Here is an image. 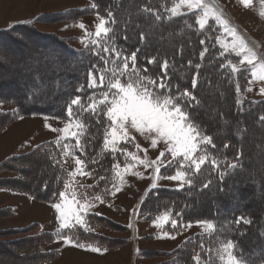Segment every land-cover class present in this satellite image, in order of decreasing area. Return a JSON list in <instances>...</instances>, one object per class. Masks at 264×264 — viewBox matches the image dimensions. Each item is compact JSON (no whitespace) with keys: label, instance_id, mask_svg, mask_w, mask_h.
Returning a JSON list of instances; mask_svg holds the SVG:
<instances>
[{"label":"trees","instance_id":"1","mask_svg":"<svg viewBox=\"0 0 264 264\" xmlns=\"http://www.w3.org/2000/svg\"><path fill=\"white\" fill-rule=\"evenodd\" d=\"M88 1V5L83 8L68 9L65 12L51 14L47 16L49 19L46 21L53 19L61 21L63 19L70 23H78L86 15H97V13L107 18V12L111 8L118 21L113 27L120 29L122 22L128 18L125 15H120L121 11L127 9L130 3L132 7L131 0H120L119 7L116 6L115 0H94L97 5L96 8H92L91 6L93 0ZM136 2H139V0H136ZM154 3L157 8H160V0H154ZM160 11H163V9L161 8ZM33 21L34 19L0 28V67L4 66L5 68L2 67V69H5L3 72L7 73L6 70L9 69L6 68L16 66V59L22 58V63L25 62V66H30L31 68V65H33L36 68L29 70V73L37 75L38 83L42 81L47 82H42V85H46L43 91L47 88H49L48 90L53 89L55 91L58 88L62 90L63 88L59 86L61 83H64L63 86L67 90L62 97L51 94L38 98L37 94L33 93L37 87L31 84L26 85L29 80H27L28 72L17 73L18 77L8 74L4 80L0 76V105H2L0 107V133L7 130L23 117L49 116L69 121L66 106L71 98L81 96L84 98L82 103L87 104V97L93 93L98 95L100 91L98 88H89L87 86V73L90 66L94 63L99 64L100 61L98 57L91 54L89 50L91 45H89V48H86L85 44L82 43V41L99 38L91 35L84 40L76 37L64 39L49 33L43 34L33 27ZM137 22L141 24H145V22L151 23L150 21H145L142 16ZM209 23L213 22L210 21ZM188 25H192V27L189 28ZM157 27L159 30H156L155 35L160 34L166 28H183V37H188V42L184 39L183 43L174 44L176 47L174 50L172 48L171 52L173 53L166 50L163 51V48L161 50V47L155 42V44L150 45V54L155 55L157 51L161 50L159 51L161 55L167 53L168 58L174 56L178 69L181 64L187 66L189 59H192L194 63L201 64L199 70L201 78L196 89H191V74L195 69H192L191 72L180 69V71L172 76L173 84H178L181 88L187 87L192 90L202 100L203 107L206 102L210 101L211 97V94L207 93L206 90L208 91V89L217 84L221 88V85L225 84L224 86L227 88L228 95L225 96V87H222L217 96L221 98L223 103L228 102L227 108L220 109V113H223L224 118L229 121L228 125H225L223 119H220L223 122L219 123L218 115L215 116L214 122L211 121V123L213 122L212 124L208 123L207 120L203 119V107L199 110L193 109V111L198 112L197 119L202 123L207 134L214 138V142L217 145L216 149H209L210 152L221 159L226 157L228 160H232L236 152L235 146L241 143L235 135L237 121H241V127L245 129L249 125L248 120H252L253 124L258 128L264 129L262 127L264 121H260L259 119L260 116L264 115V98H251L252 90H247L248 87H251L247 83L251 79V76L247 72L248 68L239 64V58L234 55L227 53L221 55L224 51L219 47V41L216 39L217 36L221 35L220 30L211 31L206 28L201 31L199 25L195 23V17L191 14L157 22ZM131 35L132 39L125 41L121 34V38L117 43L123 45L129 51L134 50L138 46V43L136 36L134 34ZM201 40H204L205 43L200 44ZM191 41L193 46L190 44ZM25 42L33 43L36 49L32 48V44L26 45ZM74 42H77L79 46L76 47ZM37 43L41 44V46L37 47ZM188 43L189 45H187ZM141 47L143 46L141 45ZM205 48L208 51L205 53L203 60H201L199 53ZM38 50H43L40 56L41 60L44 58L57 59L53 63H49V67L65 68L68 66L71 73H52L48 77H40L37 73V69L40 67H37L38 63H36L39 61H37V58H34L39 55L37 54ZM26 59H31V63H26ZM229 61L236 64L238 72L233 73L231 71ZM34 62L35 64H33ZM138 63L148 67L150 72L159 71V68L154 65H147L144 52L138 54ZM221 63L225 66L221 67ZM181 71L185 72L183 77L180 74ZM1 73L2 71H0ZM237 84L240 86L239 93L236 91ZM81 85L84 86L83 91L77 92L76 89ZM73 108L75 114L77 110L76 106H73ZM82 119L90 125L87 132L81 137V143L85 144L83 154L75 147V138L60 141L59 145L53 140L38 143L28 154H13L0 162V173L8 172L14 174L12 179L14 182H9L10 180L8 179L0 180V189H12L28 195L40 203H57L60 200L59 193L65 191V183L71 181L68 175L69 172L63 163V151L65 150L63 145L68 144L73 154L84 161L82 165L89 180L88 183L83 185H73L71 182V188L75 189L78 194L86 192L89 200L92 202H100V200L93 199L94 196L99 195L101 200H103L102 204H112L118 187V177L115 173L119 168L124 166L127 160L125 161L126 158L124 159V155L119 152L113 154L111 151L104 149L103 125L96 124L95 117L91 116L90 113H84ZM101 119L103 120V116H101ZM226 126H228V129ZM219 130H223L224 133L221 134ZM246 138L244 136L243 139V170L237 169L231 175L226 174L222 184L217 170L212 169L211 165L206 163L202 165L201 173L191 176L193 180L192 186H189L187 183L179 189L148 186L142 194H139L132 218H140L141 216L147 220L167 215L168 223L165 229L169 235H176L182 232L189 224L198 221H209L214 224L213 230L192 234L181 240L174 249L168 252L164 251L161 255L163 259L157 264H196L193 256L200 253L203 259L206 252L213 256L214 264H217L215 253L211 250L218 247L219 241L226 240H232L237 244L243 252L244 259L249 264H253V262L254 264H260L261 259L264 258V236L261 235V233H264V220H261L264 217V213L261 212L260 205L256 203H264V186L257 179V185L255 186L256 193L254 191L255 197L247 198L252 191L247 184H244L243 178L254 176L250 172V166L245 163L247 156L245 151L247 148ZM225 142L229 143L227 149L223 147ZM113 155H115V159H113ZM36 157L38 162H42L37 168L32 169L31 173L29 172L31 166L25 167L23 170L17 167L14 168V163H26ZM117 162H119L120 166L113 169L112 166ZM224 167L226 165H221V168ZM177 168L178 165L174 164L165 174L174 175ZM101 176H104L105 179L101 180ZM209 180L212 183L207 189H204L203 184ZM262 181L264 182V180ZM221 187L224 188V191H220ZM207 196L210 198V202H208V205L203 206L202 199L204 200ZM194 210H202L203 212L195 213ZM0 214L14 216L10 207L0 209ZM241 215L251 219L252 223L247 225L241 223L239 226L231 223L236 217ZM173 220L177 221L176 227L172 226ZM110 225L106 216L87 213L84 227L77 225L75 228L66 229L63 236H70L74 244H84L86 249L90 245L100 248V252H109L111 247L109 243H113V240L105 233L109 230ZM3 230H0V264H47L56 261L61 256L60 250L52 247L54 242H56L55 233L49 230H42L37 223H31L24 228L13 229L14 231L11 232L14 234L12 239L9 238L10 231ZM241 232L246 234L241 235ZM201 243L206 246L205 249H201ZM248 250H252L256 254L251 256ZM233 251L235 252V249ZM10 257H14L13 262L10 260Z\"/></svg>","mask_w":264,"mask_h":264},{"label":"snow or ice","instance_id":"2","mask_svg":"<svg viewBox=\"0 0 264 264\" xmlns=\"http://www.w3.org/2000/svg\"><path fill=\"white\" fill-rule=\"evenodd\" d=\"M131 2L135 10L127 13L128 18L122 22L120 29L113 27L118 23L113 14V9L108 10L107 18L97 13L99 23L96 25L94 35L99 39L82 41V43L85 44L86 48L91 45V48H89L91 54L98 57L100 61L99 64H92L87 73V86L100 89L99 94L93 93L88 96L87 104L82 103L84 98L81 96L71 98L66 106L69 118L68 125L64 129H53V131H61L67 134L73 122H75L77 131L72 132V136L76 141L75 147L83 154L85 144L81 143V137L87 132L90 125L82 119V116L84 113H90L91 116L95 117L96 124L103 125L104 149L111 151L113 154L119 152L125 156H131L146 168L153 167L155 173L160 172L161 165H178L175 175L162 178L180 181L181 187L185 183L192 186L191 176L201 173L202 165L208 163L212 169L217 170L222 184L226 174L231 175L237 169L243 170V139L247 134V129L241 127V121L236 122L235 135L241 143L235 146L236 152L232 160H228L226 157L221 159L210 152L209 149H216L217 145L214 138L207 134L204 126L197 119L198 112L193 111V109L199 110L203 107L202 100L189 88H181L178 84L172 82V76L180 69H184L186 72L195 69L191 74V89H196L201 78L199 71L201 64L194 63L192 59H189L187 66L181 64L178 69L174 56L168 58L167 53L161 55L159 51L155 55L150 54L149 48L155 35L154 29L157 22L191 14L195 17V23L199 25L201 31L206 28L211 31L220 30L221 35L217 36L216 39L224 49L221 55L232 53L239 58V64L246 62L250 66L247 69L248 74L251 76V79L247 81L249 85L252 84L253 80L264 81V55L258 54V45L254 41H249L238 32L215 3V0H160V8L156 7L154 0H139V2L131 0ZM115 3L117 7L120 6V0H115ZM239 3L243 7L249 8L252 5V0H239ZM261 4H264V0H261ZM91 6L92 8L97 7L94 0ZM161 8L163 11H160ZM182 8H186L188 11L186 13L181 12ZM259 15L264 18V10L260 11ZM141 16L145 21H150V25L146 26L138 23L137 21ZM210 20L213 23H209ZM79 27L84 29L85 25L81 23ZM188 27L191 28L192 25H188ZM121 34L125 41L132 39L131 34H134L138 46L129 51L123 45L118 44L117 41L121 38ZM85 35L91 36L93 34L86 32ZM228 37L231 39L228 40ZM204 43V40L200 41V44ZM207 51V48L200 51L199 57L201 60H203ZM141 52L145 53L147 65H154L159 68L158 72H150L148 67L138 63V54ZM228 63L233 73L238 72L236 64L232 61ZM220 66L224 67L225 65L221 63ZM83 88L84 86L81 85L76 91L81 92ZM247 90L251 91L252 89L248 87ZM236 91L237 93L240 92L238 84ZM259 91L264 94V87H261ZM73 106H76L77 109L75 114ZM216 114L224 120L225 125L229 124L223 113L217 112ZM101 116H103V120ZM259 119L264 121V115L260 116ZM132 132L150 140L152 148H156L158 144L162 143L165 146V151L160 152L156 161L149 162L146 159H140L135 153H130L127 147L119 146V142H123L124 145L133 143L137 150H141L140 145L134 143L135 136L131 134ZM59 143L58 140L57 144L59 145ZM109 145H111V148H109ZM63 147L67 149L69 145L64 144ZM223 147L227 149L229 143L225 142ZM257 147L264 155V142L257 145ZM143 151L146 152V150ZM165 152L171 154V159L165 156ZM162 157L163 160H161ZM113 159H115V155H113ZM157 161H160V165L157 164ZM75 163L79 166L84 161L76 158ZM221 165H226V167L221 168ZM119 166V162H117L112 167L115 169ZM125 167H132V165L126 164ZM80 171L81 169L78 167L68 175L74 177ZM115 175L121 177L119 172H116ZM100 179L104 180L105 177L101 176ZM211 183V180L204 183L203 188L207 189ZM64 187L65 191L59 193L61 202L51 205L58 214V234L60 230L72 229L77 225L84 227L85 216L88 210L94 206L86 192L78 194L75 189L71 188V181H67ZM152 187H155V183ZM220 191H224V188L221 187ZM93 199L103 202L99 195L94 196ZM167 219L168 217L165 216V222H167ZM197 223L203 225L205 232L214 229L212 222L198 221ZM231 223L239 226L241 223L251 224L252 221L241 215ZM172 226H177L176 220L172 221ZM188 227H191V225L189 224ZM244 234L246 233L241 232V235ZM261 235L264 236V233H261ZM61 238L66 245L74 244L70 236H62ZM74 246L86 247L84 244L78 243ZM200 247L205 249L206 246L201 243ZM87 250L101 251L100 248L90 245L87 246ZM211 251L215 253L217 264H249L244 259L242 250L232 240L219 241L218 247ZM193 260L196 261V264H214L213 256L208 252L205 253L203 259L200 253H197L193 256ZM260 264H264V258L261 259Z\"/></svg>","mask_w":264,"mask_h":264},{"label":"rangeland","instance_id":"3","mask_svg":"<svg viewBox=\"0 0 264 264\" xmlns=\"http://www.w3.org/2000/svg\"><path fill=\"white\" fill-rule=\"evenodd\" d=\"M88 0H0V28L10 26L17 23H23L26 21H32L34 19L33 27L36 30L43 34H51L59 38L72 39L74 37L84 40L88 36L85 33H92L94 35L96 31V25L99 23L97 15L85 16L78 23H70L69 21L60 20H51L46 21L49 18L47 16L53 15L55 13L65 12L68 9L83 8L88 5ZM215 3L223 11L224 15L229 19L230 23L235 26L239 33L244 35L249 41H254L257 45L258 54L264 55V18H262L259 13L264 10V4H261V0H252V5L249 8L243 7L239 0H215ZM135 9L131 7V3L127 9H123L120 15L127 16L129 11H134ZM181 12H187L186 8H182ZM40 17V18H38ZM38 18V20H37ZM211 21V20H210ZM209 21V22H210ZM213 22V21H211ZM83 23L85 25L84 29L79 27V24ZM140 23V22H138ZM141 24V23H140ZM143 25H150L148 22H145ZM158 27L156 26L154 32ZM159 30V29H158ZM183 28H166L160 34L154 35V39L151 42V45L157 43L158 46L163 48V51L166 50L170 53L172 48L175 49L176 45L183 43L184 39L188 42V37H183L182 32ZM158 33V31H157ZM221 34V31H220ZM163 37V39H161ZM228 40L231 38L228 37ZM190 43V42H189ZM189 43L187 45H189ZM26 45H33V49H36L33 43L25 42ZM191 46H193L191 41ZM74 45L77 47L79 44L74 42ZM219 47L221 44L219 42ZM41 44L37 43V47ZM190 46V47H191ZM29 47V46H28ZM27 48V46H26ZM31 48V49H32ZM222 48V47H221ZM223 49V48H222ZM159 50V51H161ZM43 50L37 51L36 62L37 73L40 77H48L52 73L56 74H69L71 73L70 68L66 66L65 68H55L53 66L49 67V63H53L55 58L43 60L40 59ZM224 51V49H223ZM16 52V51H14ZM18 52V51H17ZM234 55L232 53H227ZM235 56V55H234ZM2 57V56H1ZM33 58V59H34ZM22 58H17L16 66L7 67V73L3 72L5 69L0 67L2 73L0 76L4 80L8 74L13 77H18L17 73H27L28 84L37 87L35 95L37 94L38 98L46 97L51 94L62 97L64 92L67 90L64 88V83L59 84L63 89L59 88L55 90H48L47 88L43 91L47 83L42 81L38 83L37 75L29 73V70L36 69L33 65L25 66V62L22 63ZM39 59V60H38ZM30 61V62H29ZM31 63V59H26V63ZM14 64V65H15ZM35 64V62L33 63ZM48 65V66H47ZM244 67L249 69V65L245 62L241 64ZM5 68V67H4ZM13 69V70H12ZM5 73V75H4ZM33 73V72H32ZM183 71L180 72L182 77L184 76ZM214 74V72L211 71ZM210 73V74H211ZM7 74V75H6ZM26 80V82H27ZM25 82V83H26ZM60 83V82H59ZM41 84V85H40ZM225 85V84H224ZM214 85L212 88L206 90V92L211 94L210 101L206 102L204 105L203 119L207 120L208 123L212 124L215 121V116L217 112H220L224 107L227 108V103H223L221 98L217 96L222 87H225V96L228 95L226 91V86ZM264 87V81L253 80L251 84V98L253 99H262L264 94H261L259 89ZM56 104V103H55ZM2 107V105H0ZM55 107V106H53ZM219 123L223 122L218 116ZM212 119V120H211ZM211 121H213L211 123ZM247 123V122H246ZM247 125V138L245 139L247 143L245 158V163L250 166V172L253 173L254 177L243 178L244 184L251 188V192L247 198H253L256 180H260L264 186V155L261 154L257 145H260L264 142V129L258 128L253 124L252 120H248ZM68 125V120L57 119L49 116H35V117H23L17 120L11 127L7 130L0 133V162L6 160L9 156L13 154L26 155L28 152H31L32 149L38 144L46 140L53 141H66L74 138L72 132L76 131V124L73 123L72 127L69 129V132L65 134L61 131H53V129H64ZM224 128V127H223ZM228 129V126H226ZM264 128V127H263ZM220 133H224L223 130H219ZM135 136V144L140 145L141 150H137L133 143L124 145L123 142H119L120 147H127L130 153H135L140 159H146L147 161H156L157 157L160 155L161 151H165V146L161 143L158 144L156 148L151 147L150 140L145 139L140 136L138 133L132 132ZM111 148V145H109ZM143 150H146L143 151ZM165 156L168 159H171V154L165 152ZM78 158L68 147L63 151V160L64 166L69 173L74 172L78 167L81 169L80 172L74 177H70L73 185H83L88 183V178L85 174L83 165H76L75 159ZM126 158V159H125ZM124 159L126 163L123 167L119 168L117 172L121 174V177H118V187L113 198L112 204L105 205L101 202H92L93 207H91L87 213H94L101 216H106L109 223V230L106 231V235L113 240V243H109L110 251L109 252H93L90 250L81 249L75 247L74 244H65L64 240L61 238L64 235V230L59 229V221L57 220V213L55 209L51 206L52 204L40 203L33 200L30 196L16 192L12 189H0V209L5 207H10L14 213L12 215L0 214V230L10 231L9 238L12 239L13 235L11 232L13 229L24 228L31 223H37L42 230H49L54 232L56 235V242L53 246L55 249L60 250L62 257L58 258L56 261L47 264H157L163 257L161 256L164 251H170L174 249L177 244L187 238L192 234H196L204 231L202 224L197 222L190 224L191 227H185V229L176 234L169 235L165 226L168 223L165 222L164 216L158 217L156 219H145L144 217L133 219L132 214L139 198V194H142L143 191L148 187L152 186L155 183L157 187H164L168 189H179L181 188L180 181H174L170 179H164L162 177L169 176L165 173L168 172L170 166H160V172L155 173L153 167L146 168L143 164L138 163L131 156H125ZM164 158L162 157L161 160ZM42 161L38 162L37 157L33 158L32 161L26 163H14V168H23L30 167L29 172L31 173L32 169H35L39 166ZM132 165V167H125V165ZM157 164L160 165V161H157ZM136 173V174H133ZM175 175V174H174ZM242 176L241 174H238ZM14 177L13 173H0V180L8 179L9 182L12 181ZM186 184V183H185ZM184 184V185H185ZM183 185V186H184ZM250 191V190H249ZM256 193V191H255ZM246 198V199H247ZM259 201L258 198H256ZM262 201V200H261ZM58 202H61L59 200ZM57 202V203H58ZM203 206L208 205L210 198L205 197L203 200ZM260 205L261 212L264 213V203H256ZM206 209L205 207H203ZM195 213L203 212L202 210H194ZM264 220V217L261 218ZM17 235V233H15ZM7 240V239H4ZM81 251L88 252L82 253ZM249 255H255L256 252L248 250ZM93 256H92V255ZM96 255V256H94ZM8 258V257H7ZM132 258V259H131ZM9 259V258H8ZM10 260H14V257H10ZM3 263V262H2ZM5 264V263H4ZM19 264V263H14Z\"/></svg>","mask_w":264,"mask_h":264},{"label":"crops","instance_id":"4","mask_svg":"<svg viewBox=\"0 0 264 264\" xmlns=\"http://www.w3.org/2000/svg\"><path fill=\"white\" fill-rule=\"evenodd\" d=\"M11 127V126H10ZM76 250H78L79 252H82V253H88V252H84V251H81L80 249H76ZM88 254H90V253H88ZM92 255V254H91ZM93 256V255H92ZM94 256H96V255H94ZM60 257H62V254H61V256ZM61 259V258H60Z\"/></svg>","mask_w":264,"mask_h":264},{"label":"bare ground","instance_id":"5","mask_svg":"<svg viewBox=\"0 0 264 264\" xmlns=\"http://www.w3.org/2000/svg\"><path fill=\"white\" fill-rule=\"evenodd\" d=\"M74 264V263H73Z\"/></svg>","mask_w":264,"mask_h":264}]
</instances>
